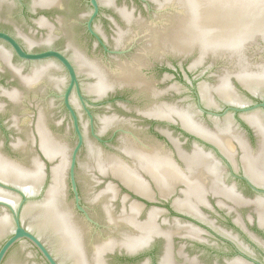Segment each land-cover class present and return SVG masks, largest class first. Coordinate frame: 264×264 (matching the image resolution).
<instances>
[{
  "label": "water",
  "instance_id": "obj_1",
  "mask_svg": "<svg viewBox=\"0 0 264 264\" xmlns=\"http://www.w3.org/2000/svg\"><path fill=\"white\" fill-rule=\"evenodd\" d=\"M176 61L191 71L190 79L186 73L184 79L179 70L174 72L176 77L169 73L171 77H167L162 88L166 91V103H156L151 116L166 117L170 121L178 117L189 133L204 142L214 141L226 155L228 163L216 164L211 154L198 145L193 149L192 143L184 145L189 151L187 153L175 139L185 170L173 163L168 150L166 154L136 152L133 161L141 162L159 182L166 180V189H162V183L160 187L163 194L168 195L172 191L168 180L193 183L186 191V197L175 201L181 209L188 210L189 198L211 188L214 193L224 194L238 204L254 203L260 223L264 224V198L257 197L261 193L232 175H245L264 186V113L256 110L264 108V0H205ZM238 113L258 135L254 149L250 148L242 131L235 125L233 116H227ZM226 166L230 169L225 170ZM217 172L223 173L230 185L236 182L239 190L245 191L250 198H257L246 200L230 189L220 187ZM136 179L135 170L130 168L126 183L133 187ZM140 191L152 195L146 189L140 188ZM139 211V206L133 203L126 211L115 210L100 264H107V252L116 248L137 251L155 234L162 235L169 243L175 231L192 238L200 237L198 230L189 225L174 222L168 230H163L151 218L140 222L135 217ZM216 247L219 251L226 250L223 243ZM257 248L264 251L259 244ZM257 260L264 263L262 256ZM111 264L121 263L113 260ZM161 264H170L168 253L162 257ZM231 264L246 263L233 261Z\"/></svg>",
  "mask_w": 264,
  "mask_h": 264
},
{
  "label": "flooded vegetation",
  "instance_id": "obj_2",
  "mask_svg": "<svg viewBox=\"0 0 264 264\" xmlns=\"http://www.w3.org/2000/svg\"><path fill=\"white\" fill-rule=\"evenodd\" d=\"M178 70L184 79H186L185 73L188 74L190 79L191 71L189 69L185 70L175 60L170 71L173 74L172 77H176L174 72ZM178 83L183 86V83ZM165 101L166 91L162 90L156 103L163 104L166 103ZM208 110L218 112V110ZM256 110L264 113V108L262 107ZM204 114L208 115L207 113ZM228 115H232L234 121L236 120L240 123L239 125L235 121V125L242 131L250 148L254 149V140L256 137L258 138V135L255 129L251 127L252 125L241 118L240 113ZM211 118L214 119L215 117ZM186 129L188 128L183 125L178 117H175L174 121H170L166 117L151 116L137 152L152 153L154 151L158 152V154H166V150H168L173 163L179 169H184L183 165H185V162L177 152L173 140L175 139L187 153L189 151L184 145L192 143L193 149L195 145H198L204 152L211 154L216 164L228 163L226 155L223 151H220L214 141L209 139V142H204ZM140 157L144 158L143 156ZM143 166L139 161L132 162L130 168L135 170L137 179L132 184L133 187L125 182L116 211L118 209L126 211L133 203L139 206L140 209L135 214L138 221L144 222L151 218L163 230H168L174 222L189 225L198 230L200 237L192 238L182 234V232L175 231L172 233L171 242L169 243L162 235L155 234L150 237L149 242L144 247L137 251L129 252L125 249L116 248L107 252V264H111L113 260L121 264H161V259L165 253L170 255V264H231L233 261H240L246 264H262L257 260V257L262 256L264 258V251L257 248V245L264 247V224L260 223L259 214L255 210L254 203L248 204L244 202L238 204L227 198L226 195L214 193L211 188H208L203 194L199 196L193 195L188 199L189 203L186 204L190 207L188 210L181 209L176 205L175 201L184 199L186 191L190 189V185H193V183L168 180L172 191L168 195L163 194L161 183L163 185L162 189H166L164 187L166 186V180L159 182ZM227 169L230 168L226 166L225 170ZM184 172L187 173V171ZM204 174L208 175L209 173L204 172ZM232 175L256 192L261 193L257 197L264 198L262 195L264 193L263 185L245 175L239 176L236 173ZM218 179L220 187L230 189L233 193L246 200H255L257 198H250L245 191L239 190L236 182L230 185L223 173L218 174ZM140 188L152 192V195L148 196L141 193ZM124 207L126 209H123ZM218 243L225 244L226 250L219 251L216 247Z\"/></svg>",
  "mask_w": 264,
  "mask_h": 264
}]
</instances>
